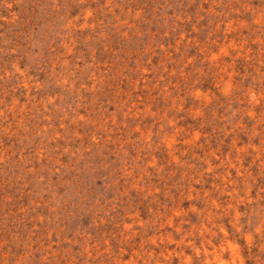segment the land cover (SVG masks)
I'll return each mask as SVG.
<instances>
[{
    "label": "rangeland",
    "instance_id": "374dc122",
    "mask_svg": "<svg viewBox=\"0 0 264 264\" xmlns=\"http://www.w3.org/2000/svg\"><path fill=\"white\" fill-rule=\"evenodd\" d=\"M0 264H264V0H0Z\"/></svg>",
    "mask_w": 264,
    "mask_h": 264
}]
</instances>
